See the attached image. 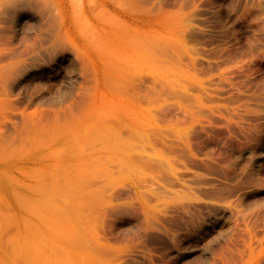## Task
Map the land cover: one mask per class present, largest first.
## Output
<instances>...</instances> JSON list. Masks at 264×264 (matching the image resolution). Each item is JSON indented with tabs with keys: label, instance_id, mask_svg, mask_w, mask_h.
Instances as JSON below:
<instances>
[{
	"label": "rangeland",
	"instance_id": "obj_1",
	"mask_svg": "<svg viewBox=\"0 0 264 264\" xmlns=\"http://www.w3.org/2000/svg\"><path fill=\"white\" fill-rule=\"evenodd\" d=\"M26 11L0 16V264H264V0Z\"/></svg>",
	"mask_w": 264,
	"mask_h": 264
},
{
	"label": "bare ground",
	"instance_id": "obj_2",
	"mask_svg": "<svg viewBox=\"0 0 264 264\" xmlns=\"http://www.w3.org/2000/svg\"><path fill=\"white\" fill-rule=\"evenodd\" d=\"M32 2V0H0V16L2 15H6L8 14L9 16H11V21L13 23H15L21 15H30L31 12H24V8L26 6H28L30 3ZM219 4V3H218ZM221 6V5H220ZM204 7V6H203ZM203 7H201L203 9ZM208 7V6H207ZM211 7V6H210ZM215 9V8H214ZM199 11V10H198ZM207 11V10H206ZM124 12V11H123ZM34 13V12H33ZM200 13L203 14V11H201ZM205 13V12H204ZM212 13V12H211ZM214 13V12H213ZM217 14V13H215ZM219 14V13H218ZM39 15V13H38ZM199 15V14H198ZM209 15V14H208ZM31 16V15H30ZM195 16V14L193 15ZM202 16V15H201ZM206 16V15H205ZM217 16V15H216ZM218 17V16H217ZM195 18V17H194ZM210 19V18H208ZM197 20V19H196ZM199 21V20H198ZM217 21V20H215ZM213 22V21H212ZM201 24V23H200ZM196 27V26H195ZM193 29V28H192ZM195 32V31H194ZM203 34V33H202ZM60 60V59H58ZM52 62V61H51ZM46 69V68H45ZM44 70V69H41ZM33 70H27L25 73L27 75L32 74L30 72H32ZM41 72V71H40ZM39 72V75H40ZM31 76V75H29ZM260 134V133H259ZM245 149V148H244ZM254 149V148H253ZM241 151V150H240ZM237 152V151H236ZM245 152V151H244ZM241 154V153H240ZM250 154V153H248ZM233 155V154H232ZM247 155V154H246ZM236 156L237 153H236ZM249 156V155H248ZM241 157V155H240ZM232 158V156H231ZM240 159V158H239ZM264 159V135L259 139L257 145H256V151L253 154L252 158H251V162L248 166V168L245 171V177L246 178H253V176L259 172L261 170V161ZM236 160V159H235ZM231 161V160H230ZM234 164V163H233ZM247 166V165H246ZM263 169V168H262ZM262 172V170H261ZM246 180V179H245ZM249 181V180H248ZM251 181V180H250ZM207 215V214H206ZM211 216V215H210ZM209 216V217H210ZM213 217V216H212ZM211 217V218H212ZM195 225V224H194ZM207 225L205 224V220L204 223H199L198 227H197V232L198 233H202L204 232V230H206ZM200 235V234H199ZM184 237V236H183ZM184 239V238H183ZM182 241V240H181ZM174 242V241H173ZM176 246V245H175ZM183 251V250H182ZM184 252V251H183ZM191 252V251H190Z\"/></svg>",
	"mask_w": 264,
	"mask_h": 264
}]
</instances>
